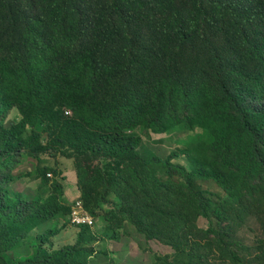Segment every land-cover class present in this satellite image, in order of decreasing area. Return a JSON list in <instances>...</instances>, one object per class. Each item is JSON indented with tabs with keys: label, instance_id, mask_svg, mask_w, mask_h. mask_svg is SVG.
Returning a JSON list of instances; mask_svg holds the SVG:
<instances>
[{
	"label": "trees",
	"instance_id": "16d2710c",
	"mask_svg": "<svg viewBox=\"0 0 264 264\" xmlns=\"http://www.w3.org/2000/svg\"><path fill=\"white\" fill-rule=\"evenodd\" d=\"M13 109L18 123L0 121V264H90L100 240L81 225L75 243L7 258L71 212L58 180L45 197L13 189L25 154L97 161L74 168L85 209L104 210L109 237L128 222L173 250L154 264H264V0H0V115ZM177 127L204 131L183 151L189 170L177 152L140 154L139 132ZM250 217L254 245L231 233Z\"/></svg>",
	"mask_w": 264,
	"mask_h": 264
},
{
	"label": "rangeland",
	"instance_id": "374dc122",
	"mask_svg": "<svg viewBox=\"0 0 264 264\" xmlns=\"http://www.w3.org/2000/svg\"><path fill=\"white\" fill-rule=\"evenodd\" d=\"M21 117L22 116L18 113V111L16 109H13L8 113V115H0V121L4 120L3 126L5 128H10L12 125L18 123ZM42 129V126H39L37 128L38 131H42ZM139 133L142 139V145L139 148L140 154H146V150L148 149L157 157L161 159H166L171 153L177 152L179 153V156L172 159L171 162H173L174 164H180V166H183L187 168V170H189V164L187 162L186 156L183 154V151H185L193 141H195L200 135H202L204 131L201 128L187 130L181 127H177L163 134H155L152 133L150 130H144ZM43 141L47 142L46 134L44 135ZM98 165L99 163L97 161L90 159L88 156L74 159L68 158L61 154H55L53 156L43 154L37 160L36 158L25 154L22 155L19 164L15 166L12 171L13 176L17 177V182L14 183L13 189L18 192H23L27 197H45L52 191V181L58 180L60 184L66 183L65 177L62 176L64 173L62 166L66 167V169L69 170H72V167L77 169L82 168L92 173ZM46 168L54 169L57 174L53 172L54 170L52 171V173L50 171H46ZM47 173L51 174L52 176L48 177ZM199 186L203 190H207L214 193L220 192V190L213 183H202V185L199 184ZM110 199L114 200L113 196H111ZM104 206L106 207L107 205ZM101 214H104L103 209L98 210V215H93L96 219V224L94 227L98 231H101V226L104 222L102 217H100ZM65 219H67V221L65 222L66 224L69 223L71 227H74V225L70 222L69 216L65 217ZM213 221L214 223L217 222L216 219H213ZM210 222L211 221L207 218L201 217L198 220V225L201 228L207 229L210 225ZM226 224L227 223H225V225ZM46 232L47 231H45L43 235H40L41 238L46 235ZM231 233L234 235V237H236L244 244L254 245L256 243L257 238L261 234V230L258 221L255 218L250 217L245 220V222L239 227H236L234 224H232ZM75 239V232L73 233L72 231L68 238H66L65 240L61 239L58 244L65 242L67 244L73 243ZM99 242V245L96 244L97 249L93 248L97 252L100 250V248H104L102 246H105L104 244H102V240H100ZM30 243L31 242L29 241V244ZM33 244L35 246H38V244L36 243ZM138 251V254H136V252H131L128 256L134 259L132 263L126 261L124 259V254H120V252H118V255H116V257L112 258L110 256L109 258L101 259L100 262L101 264H154L155 256L172 255L173 253V250L170 247L165 246L156 240L148 242L143 241L142 249L139 247ZM112 253L115 252L112 251ZM133 256H135V258Z\"/></svg>",
	"mask_w": 264,
	"mask_h": 264
},
{
	"label": "crops",
	"instance_id": "0c3cea01",
	"mask_svg": "<svg viewBox=\"0 0 264 264\" xmlns=\"http://www.w3.org/2000/svg\"><path fill=\"white\" fill-rule=\"evenodd\" d=\"M62 168L64 171L62 176L65 177L66 181V183L63 184L64 193L62 198L65 203L72 204L77 198H80L81 196V192L78 186L77 172L74 170L73 167L71 168L72 170L66 169V167L63 166ZM66 221L67 219H65V216H58L37 226L36 228L31 230L27 237H25L17 246L13 247L12 249H9L6 252L7 258L13 262L22 258L44 256L45 254L52 252L54 249L66 245V242L61 244L59 243L60 245L58 244V242H60L61 239L65 240L66 238H68L72 231L73 233L75 232L76 239L75 241H73V243H75L78 239L81 227L75 225L74 227H71L69 223H67L60 232L56 233L55 235H52V237L50 236L48 239L44 240V238H41L40 236L43 235L45 231H47L49 228H61V226ZM101 227V231H98L96 229L95 230L96 233L100 235V240L103 241L102 244H104L105 246H102L104 248H100V250L98 249L99 251L91 259L90 264H101V259H106L110 256L112 258L116 257V255H118V252H120V254H124V259L132 263L134 259L132 257H128L130 253L136 252V254H138V248L140 247L142 249L143 241L148 242L144 240L142 236L138 235L132 225H130L128 222H123L122 227L117 230V237L115 238L106 235L105 221L102 223ZM29 241L31 242L30 244ZM98 242L94 243L93 241L91 243V246L97 249L96 244L99 245L100 243ZM33 243L38 244V246H35ZM112 251H114L115 253H112ZM135 256L133 257L135 258Z\"/></svg>",
	"mask_w": 264,
	"mask_h": 264
},
{
	"label": "built area",
	"instance_id": "2783aa9c",
	"mask_svg": "<svg viewBox=\"0 0 264 264\" xmlns=\"http://www.w3.org/2000/svg\"><path fill=\"white\" fill-rule=\"evenodd\" d=\"M51 176V174H48ZM71 223L75 225H95V218L85 209L83 201L78 198L71 206V212L69 215Z\"/></svg>",
	"mask_w": 264,
	"mask_h": 264
},
{
	"label": "clouds",
	"instance_id": "9594fccd",
	"mask_svg": "<svg viewBox=\"0 0 264 264\" xmlns=\"http://www.w3.org/2000/svg\"><path fill=\"white\" fill-rule=\"evenodd\" d=\"M51 176H52V175H51ZM51 176H48V177H51ZM77 199H78V198H77ZM80 199H81V197H80ZM81 200H82V199H81ZM71 206H72V204H71ZM69 215H70V214H69ZM69 215H68V216H69ZM68 216H67V217H68ZM92 216H93V215H92ZM93 217H94V216H93ZM94 218H95V217H94ZM95 221H96V219H95ZM70 222H71V221H70ZM72 224H73V223H72ZM95 224H96V222H95ZM73 225H75V224H73ZM75 226H81V225H75ZM94 226H95V225H94ZM94 226H92V227H94ZM96 254H97V251H95V254L93 255V257H94ZM93 257H92V258H93Z\"/></svg>",
	"mask_w": 264,
	"mask_h": 264
}]
</instances>
